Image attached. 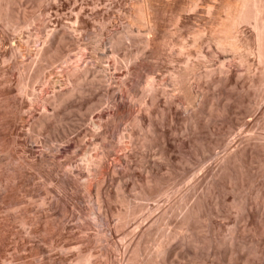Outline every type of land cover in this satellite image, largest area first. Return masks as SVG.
Returning <instances> with one entry per match:
<instances>
[{"label": "rangeland", "instance_id": "obj_1", "mask_svg": "<svg viewBox=\"0 0 264 264\" xmlns=\"http://www.w3.org/2000/svg\"><path fill=\"white\" fill-rule=\"evenodd\" d=\"M237 2L0 0V264H264V65L252 25L230 27ZM83 74L60 126L51 100ZM166 240L176 257L154 258Z\"/></svg>", "mask_w": 264, "mask_h": 264}, {"label": "bare ground", "instance_id": "obj_2", "mask_svg": "<svg viewBox=\"0 0 264 264\" xmlns=\"http://www.w3.org/2000/svg\"><path fill=\"white\" fill-rule=\"evenodd\" d=\"M237 3H239L238 4V6H237V9H236V12H235V14H234V16H233V18H231V17H229V20H231L230 22H231V25H230V27L232 28V27H234V26H238L239 24H244V23H247V24H251L252 25V29H253V40H254V42H255V45H256V50H257V56H258V58H257V60H259L261 63L260 64H263L264 65V0H239V2H237ZM144 6V5H143ZM195 6V5H194ZM193 6V7H194ZM210 7V6H209ZM236 8V7H235ZM200 9H201V7H200ZM205 9H207V7L205 8ZM210 9V8H209ZM148 10V9H147ZM149 11V10H148ZM209 12V11H208ZM148 13V12H147ZM234 13V12H233ZM145 16L144 17H147V16H149V15H146V14H144ZM145 24V23H144ZM230 24V23H229ZM234 25V26H233ZM248 25V26H249ZM229 26V25H228ZM227 25L225 26V27H228ZM240 26V25H239ZM238 26V27H239ZM230 27H228L229 29L228 30H226V28H225V31H229L230 30V32H231V29H230ZM223 28H224V25H223ZM128 30V29H127ZM134 30V29H133ZM233 30V29H232ZM129 31V30H128ZM224 31V30H223ZM222 31V32H223ZM238 31V30H237ZM127 32V31H126ZM230 32H228V33H230ZM233 32H235V30L233 31ZM139 33V32H138ZM224 33V32H223ZM239 33V32H238ZM127 34H129V33H127ZM132 33H130V35H131ZM141 34V33H140ZM144 34V33H143ZM129 35V36H130ZM132 36V35H131ZM134 36V35H133ZM138 36V35H137ZM143 36H145V35H143ZM223 36H226V38L229 36V35H227L226 33H224V35ZM237 36H238V34H237ZM230 37V36H229ZM233 39V37H230V39ZM219 39V38H218ZM222 39V38H221ZM228 39V38H227ZM230 39L228 40V41H230ZM234 39H237L236 37L234 38ZM223 40H224V38H223ZM223 40H218V41H222L223 42ZM226 40V39H225ZM225 40H224V43L226 44V42H225ZM235 41V40H234ZM116 42H118V41H116ZM122 42V41H121ZM124 42V41H123ZM233 42V41H232ZM232 42H230V43H232ZM224 43H222L221 44V42H220V48L221 47H223L224 45ZM229 43V44H230ZM235 43V42H234ZM124 44V43H123ZM147 44V43H146ZM218 44V43H217ZM229 44H226V46H225V48L229 45ZM240 44V43H239ZM117 45V44H116ZM223 45V46H222ZM232 45H233V43H232ZM237 45V44H236ZM230 46H231V44H230ZM235 46V45H234ZM254 46V45H253ZM118 47V46H117ZM233 47V46H232ZM232 47H230V48H232ZM242 47V46H241ZM218 48V47H217ZM217 48H215V49H217ZM225 48H223V49H225ZM222 49V48H221ZM223 49H222V51H223ZM232 49H234V47L232 48ZM253 49V48H252ZM113 50V49H112ZM210 50V49H209ZM220 50V49H219ZM218 50V51H219ZM235 50V49H234ZM254 50V49H253ZM252 50V51H253ZM118 51V50H117ZM208 51V50H207ZM232 51V50H231ZM238 51V50H237ZM240 51H241V49H240ZM209 52H211V50L209 51ZM221 52V51H220ZM239 52V51H238ZM238 52H237V54H238ZM213 53V52H212ZM212 53H210L209 54V56H212ZM221 53H223V52H221ZM198 54H201V53H198ZM226 54H230V53H226ZM240 54V53H239ZM208 56V55H207ZM217 56H219V55H217ZM246 56V55H245ZM216 57V56H215ZM239 57H240V55H239ZM224 58V57H223ZM241 58V57H240ZM242 59V58H241ZM243 60V59H242ZM247 63V62H246ZM257 64H259V62H257ZM259 64V65H260ZM258 66V65H257ZM261 66V65H260ZM192 68V67H191ZM185 69V68H184ZM188 69V68H187ZM263 70H262V72H260L263 76H264V67L262 68ZM189 70V69H188ZM188 70H186V72L188 71ZM220 70V69H219ZM223 69H221V71H222ZM257 70V69H256ZM221 71H219V73L221 72ZM225 71V70H224ZM229 71V70H228ZM258 71V70H257ZM256 71V72H257ZM87 72V71H86ZM178 72V71H177ZM176 72V73H177ZM189 72V71H188ZM209 72H211V71H209ZM88 73V72H87ZM205 73H206V71H205ZM208 73V72H207ZM206 73V74H207ZM226 73V72H225ZM260 73H258V74H260ZM188 74V73H187ZM206 74H204V76H206ZM222 74H224L223 72H222ZM178 75V76H177ZM177 75H175V76H177V77H174V79H172L173 80V83H174V85L175 86H180V87H184V86H182L184 83H185V73H182V74H178L177 73ZM209 76L211 75V73H209L208 74ZM228 75H229V73H228ZM228 75H227V77H228ZM261 75V76H262ZM204 76H203V78H204ZM208 76V77H209ZM226 76V75H225ZM97 77V76H96ZM95 77V78H96ZM201 78V77H200ZM262 78V77H261ZM92 79H94V78H92ZM187 79V78H186ZM205 79V78H204ZM206 79H208V78H206ZM210 79V78H209ZM228 80V78L226 79V81ZM87 81H88V76L86 75V74H83L82 75V77L78 80V81H76L77 83H76V85H75V87L73 88V89H71V90H66V91H60V92H57V93H55L54 94V97L52 98V102H51V105H53V110L55 111V113H54V115H53V117L52 118H54L59 124H60V126L62 125V122H63V120H64V117L66 116V113L65 112H63V110L65 109L66 110V103H67V101L70 99V98H74L75 97V95H80L82 98L84 97L83 95L84 94H86V91L84 90V84H86L87 83ZM92 81V80H91ZM259 81V80H258ZM88 82H90V81H88ZM93 82V81H92ZM220 82V81H219ZM260 82V81H259ZM94 83V82H93ZM187 83V82H186ZM218 83V82H217ZM216 84V83H215ZM220 84V83H219ZM261 84V83H260ZM188 85V84H187ZM186 87H189V86H186ZM146 89H145V91H146V99H147V102L149 103V104H146V102H145V104H144V102H143V105H145V108H143L144 109V111H146L147 113H148V115L150 114V112H149V109L147 108V106H149V105H152L154 102H156L157 101V99L160 97L159 96V91H156L155 90V87L153 86V84H152V80L151 79H149V80H147L146 81V87H145ZM190 88V87H189ZM189 88H188V90H189ZM183 89V88H182ZM186 89V88H185ZM187 90V89H186ZM165 90L164 89H161V94L162 95H165V92H164ZM193 91V90H192ZM187 93V92H186ZM189 93V92H188ZM187 93V94H188ZM160 94V95H161ZM192 93H191V91H190V95H188V96H192L191 95ZM109 96L111 97V98H115V95L114 94H112V95H110L108 92L107 93H104V94H102L101 96H99L97 99H96V102L95 103H91V104H89L90 106H89V108H88V110L89 111H91V110H94L97 106H99V105H101L102 103H104L105 101H107L106 99L107 98H109ZM170 97V96H169ZM171 98H172V96H171ZM188 98V97H187ZM193 98V97H192ZM115 100V99H114ZM165 100H166V98H165ZM173 100V99H172ZM172 100L171 99H169L168 98V101H166V102H168V105H167V111L170 113L169 115H173V112H174V116H175V110L173 111V109H172V107H170L171 106V104L173 103L172 102ZM112 101V100H111ZM187 101V100H186ZM193 101V100H192ZM114 102V101H113ZM191 102V101H190ZM202 102V101H201ZM130 105V104H129ZM166 105V104H165ZM173 105V104H172ZM176 105V104H175ZM187 105V104H186ZM190 105H191V103H190ZM189 105V106H190ZM194 105V104H193ZM115 106V105H114ZM123 106V105H122ZM174 106V105H173ZM188 106V105H187ZM208 105H206V107H207ZM131 107H132V104H131ZM144 107V106H143ZM210 107V106H209ZM224 107V106H223ZM222 107V108H223ZM190 108V107H189ZM201 108V107H200ZM117 109V108H116ZM122 109V108H121ZM121 109H117V112H116V114L114 115V117L116 118V119H119V118H121L122 116H123V114H124V111L123 110H121ZM124 109V108H123ZM128 109V108H127ZM151 109V108H150ZM186 109V108H185ZM192 109V108H191ZM223 109H226V108H223ZM222 109V110H223ZM126 110V109H125ZM46 111V110H45ZM193 111V110H192ZM127 112V111H126ZM129 112V111H128ZM192 113V112H191ZM51 115V114H50ZM50 115H48L47 114V112L42 116V121H40L41 122V124L40 125H42V127L44 126H46V123H47V120H48V118H49V116ZM146 115V114H145ZM144 115V116H145ZM148 115H146V116H148ZM171 116H169L170 118H172L173 119V117H171ZM50 118H51V116H50ZM138 118V117H137ZM169 118V120L171 121L172 119H170ZM193 118V117H192ZM100 119V118H99ZM49 120H51V119H49ZM138 120V119H137ZM185 120V119H184ZM192 120H194V119H192ZM100 121V120H99ZM139 121V120H138ZM173 121V120H172ZM176 121V120H175ZM196 121V120H195ZM195 121H193V123L195 122ZM181 122V121H180ZM198 122V121H197ZM192 123V122H191ZM39 124V123H38ZM194 124H196V123H194ZM197 125V124H196ZM60 126H58V127H60ZM193 126V125H192ZM188 127H190V126H188ZM38 128H40V127H38ZM185 129V128H184ZM192 132V131H191ZM250 138V137H249ZM252 138V137H251ZM145 139V138H144ZM162 139V138H161ZM166 141H164V143H165ZM249 142V141H248ZM252 142V141H251ZM164 143H162L163 145H162V147H165L166 146V144H165V146H164ZM247 143V142H246ZM200 144V143H199ZM248 144V143H247ZM253 146H254V144H252ZM261 145V144H260ZM228 146V147H227ZM227 146H225V147H227L228 149H229V145H227ZM231 146V145H230ZM242 146V145H241ZM245 147H246V145H245ZM250 147H251V144H250ZM262 147H264V146H262ZM202 148V147H201ZM231 148V147H230ZM240 148V147H239ZM243 148V150L244 149H246L247 150V147L246 148H244V147H242ZM263 149V148H262ZM165 150H166V147H165ZM201 150V149H200ZM237 150V149H236ZM162 151V150H161ZM227 151V150H226ZM229 151H231V150H229ZM235 150H233L231 153H227L228 154V156H227V154H225L227 157H226V161L224 162V163H228L230 160H232V159H234V158H236L235 156L238 154H234L235 152H234ZM251 151V150H250ZM249 151V152H250ZM163 152V151H162ZM234 152V153H233ZM239 152V151H238ZM164 153H165V151H164ZM209 153H211V152H209ZM248 153V152H247ZM242 154V153H241ZM248 154H250V153H248ZM240 155V154H239ZM238 155V156H239ZM246 156V155H245ZM106 157H107V153H102L101 154V157L99 158V159H95L94 158V160H92L93 162H94V164L93 165H91V162L89 161V162H87L86 161V159H84L85 161H86V163H84L83 162V165L84 164H86V168L89 166L88 164L90 163V166H95L96 168H98L101 164H104L103 163V161L106 159ZM240 157V156H239ZM244 157V156H243ZM248 157V156H247ZM83 158H85V156L83 157ZM82 158V159H83ZM89 159V158H88ZM92 159V158H91ZM90 159V160H91ZM243 159V158H242ZM246 159V158H245ZM84 160H82V161H84ZM145 160V157L142 159V163H143V161ZM224 160V159H223ZM240 160V159H239ZM235 161H236V159H235ZM234 160H233V162H235ZM241 161V160H240ZM167 162V161H166ZM232 162V163H233ZM88 163V164H87ZM80 164V163H79ZM106 164V163H105ZM104 164V165H105ZM222 164V163H221ZM88 165V166H87ZM153 165V164H152ZM230 165V164H229ZM229 165H227L226 164V166H229ZM79 166V165H78ZM90 166H89V168H90ZM102 166V165H101ZM100 166V167H101ZM84 167V166H83ZM99 167V168H100ZM153 167H154V165H153ZM88 168V169H89ZM92 168V167H91ZM95 168V169H96ZM102 168V167H101ZM100 168V169H101ZM104 168V167H103ZM106 168V167H105ZM223 168H225L224 166H223ZM243 168V167H242ZM242 168H240V169H242ZM227 169V168H226ZM77 170V169H76ZM92 170V169H91ZM99 170V169H98ZM112 170V169H111ZM152 170V169H151ZM154 170V169H153ZM221 170V169H220ZM222 170H224V169H222ZM243 170V169H242ZM85 171V170H84ZM94 171V170H93ZM90 172V171H89ZM226 172V171H225ZM240 172V171H239ZM111 175L113 174V173H110ZM109 173H108V171L107 172H105V175H107V176H111ZM240 175H242V174H240ZM147 181H149V179L147 180ZM166 181V180H165ZM150 182V181H149ZM148 182V183H149ZM215 182V181H214ZM146 183V182H145ZM144 183V185H146ZM213 183V182H212ZM215 184V183H214ZM122 186H126V183L125 182H123V185ZM163 186H164V182H163V180L161 179V178H158V177H152V179H151V183H149V184H147L145 187H141V191H140V194H141V197H143V198H153V196H156V194L158 195H161L162 194V192H163ZM217 186V185H216ZM165 187V186H164ZM99 189H101V188H99ZM96 190H98V189H96ZM101 193H103V192H101V190H99V191H97V195H100ZM105 194H107V196L108 197H110V199L113 197V195L111 196V194L108 192V193H105ZM104 194V195H105ZM120 195H122V194H120ZM153 195V196H152ZM99 197V196H98ZM120 197V196H119ZM113 198H115V197H113ZM118 199V198H117ZM145 199V200H146ZM97 200H99V199H97ZM202 200V199H201ZM128 201V200H127ZM124 198H122V202H124V204L126 205V207H131V205L127 202ZM202 201H204V199L202 200ZM201 201V202H202ZM101 202H102V200H101ZM101 202L99 201V203L101 204ZM121 202V203H122ZM199 202V201H198ZM216 202V201H215ZM200 203V202H199ZM197 203V207L195 208H193L192 207V209L190 208V209H188L189 211L187 212V213H185L184 215H185V217H184V220H183V218H182V220L184 221V222H187V221H191V219H196L199 215L198 214H200L201 212V209L200 208H203V207H201V204L202 203ZM100 204L99 205H97V206H100ZM132 204V203H131ZM199 204V205H198ZM219 204V203H218ZM217 204V205H218ZM217 205L216 206H214L215 208L217 207ZM237 206H239V207H242V204L241 203H238L237 204ZM218 208V207H217ZM243 208V207H242ZM100 209V208H99ZM131 209V210H130ZM101 210V209H100ZM127 210H129V212L131 211V213H129L130 214V216H132V214H133V212H134V210L132 211V207L131 208H127ZM124 211L123 213L125 214V212H126V214L124 215L123 213H121L120 215H124V216H126V217H124V219L123 220H121V221H124V220H126V218L128 217V214H127V212L128 211ZM138 210V209H137ZM203 210V209H202ZM216 210V209H215ZM217 211V210H216ZM101 212V211H100ZM200 212V213H199ZM165 213L166 212H163V215H165ZM120 215H119V217H120ZM135 215V214H134ZM129 216V217H130ZM200 216H201V214H200ZM199 216V217H200ZM116 217H118V216H116ZM209 217V216H208ZM123 218V217H122ZM115 219V218H114ZM120 219H121V217H120ZM210 219V218H209ZM117 220H119L118 218H117ZM182 221V222H183ZM199 221V220H198ZM206 221V220H205ZM209 221V220H208ZM182 223V224H186V223ZM118 225V224H117ZM188 225V224H187ZM174 238V237H173ZM192 239V238H191ZM170 241H171V239H170ZM170 241H169V243H170ZM194 241V240H193ZM166 242L167 243H165V245H164V243H161V244H163L164 246H160V245H158V246H160L159 248H157V251H156V254H154L155 255V257L154 258H156V257H158V258H160V257H164L165 255H169V254H173V252H176V250H174L173 252H171L170 250H168V248H169V246L168 245H170L169 243H168V241L166 240ZM191 242V241H190ZM180 243H182V242H180ZM167 246H168V248H167ZM180 247V246H179ZM171 248V247H170ZM169 248V249H170ZM176 248V247H175ZM181 248V247H180ZM174 249V248H173ZM172 249V250H173ZM167 255V256H168ZM170 256V255H169ZM172 256H175L176 257V255H175V253L172 255ZM166 257V256H165ZM164 257V258H165ZM171 257V256H170ZM157 258V259H158ZM172 258H174V257H172ZM156 259V260H157ZM161 259V258H160Z\"/></svg>", "mask_w": 264, "mask_h": 264}]
</instances>
